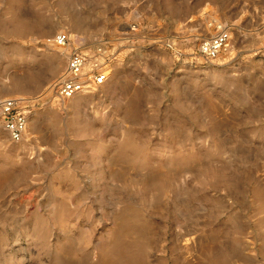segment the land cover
Returning <instances> with one entry per match:
<instances>
[{"label": "rangeland", "instance_id": "374dc122", "mask_svg": "<svg viewBox=\"0 0 264 264\" xmlns=\"http://www.w3.org/2000/svg\"><path fill=\"white\" fill-rule=\"evenodd\" d=\"M73 49L112 57L77 105ZM5 99L0 264H264V0H0Z\"/></svg>", "mask_w": 264, "mask_h": 264}, {"label": "built area", "instance_id": "2783aa9c", "mask_svg": "<svg viewBox=\"0 0 264 264\" xmlns=\"http://www.w3.org/2000/svg\"><path fill=\"white\" fill-rule=\"evenodd\" d=\"M230 37L226 28L219 27L213 37L203 41L198 56L205 63L215 62L229 47ZM53 44L56 48L70 47L71 39L66 33L58 34ZM112 57L99 50L85 53L80 49L70 50L65 73L54 86L56 98L66 101L76 95L92 92L105 83L108 76V64ZM29 113L19 100L5 99L0 102V124L14 142L21 141L27 132Z\"/></svg>", "mask_w": 264, "mask_h": 264}, {"label": "bare ground", "instance_id": "6f19581e", "mask_svg": "<svg viewBox=\"0 0 264 264\" xmlns=\"http://www.w3.org/2000/svg\"><path fill=\"white\" fill-rule=\"evenodd\" d=\"M54 58H55V63H54V66L56 67V68H60L61 67V64L63 63V58H62V56L61 55H59V54H55L54 53ZM79 95L78 96H75V97H73L71 100H70V103H75L76 105H77V103H78V99H79ZM72 106V105H71ZM75 106V105H74Z\"/></svg>", "mask_w": 264, "mask_h": 264}]
</instances>
